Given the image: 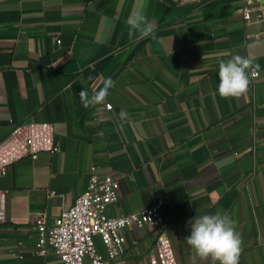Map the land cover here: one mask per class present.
Here are the masks:
<instances>
[{"label": "crops", "instance_id": "0c3cea01", "mask_svg": "<svg viewBox=\"0 0 264 264\" xmlns=\"http://www.w3.org/2000/svg\"><path fill=\"white\" fill-rule=\"evenodd\" d=\"M241 3L0 0V140L13 124L49 121L57 145L0 176V264H62L50 248L35 253L33 217L70 206L91 164L118 177L109 215L162 201L160 226L124 228L127 264H149L159 233L177 264H212L185 237L191 217L218 210L236 222L239 264H264V20L245 21ZM140 7L154 34L136 41L126 18ZM235 56L254 58L247 91L221 97L219 64ZM108 77L106 101L84 107L81 90Z\"/></svg>", "mask_w": 264, "mask_h": 264}, {"label": "built area", "instance_id": "2783aa9c", "mask_svg": "<svg viewBox=\"0 0 264 264\" xmlns=\"http://www.w3.org/2000/svg\"><path fill=\"white\" fill-rule=\"evenodd\" d=\"M245 21L264 20V0H242L240 6ZM249 75L255 78L258 71L250 68ZM110 109L111 103H105ZM57 145L53 125L49 121H29L13 124L8 134L0 140V176L8 167L23 156H35L39 152H55ZM118 177L95 172L89 166L85 188L73 203L60 210L49 220L46 212L34 214L32 229L36 235L35 253L44 255L50 248L62 264H127L121 257L125 245L124 228L136 224L158 227L163 222L159 200L155 204L136 211L109 215L107 208L118 199ZM5 221L4 193L0 190V223ZM98 240L105 247L102 252ZM149 264H177L169 237L159 233L154 250L149 254Z\"/></svg>", "mask_w": 264, "mask_h": 264}, {"label": "clouds", "instance_id": "9594fccd", "mask_svg": "<svg viewBox=\"0 0 264 264\" xmlns=\"http://www.w3.org/2000/svg\"><path fill=\"white\" fill-rule=\"evenodd\" d=\"M130 38L139 41L154 34V25L147 20L143 7L137 8L127 18ZM253 57L235 56L221 61L218 67L217 92L221 97H239L247 91L249 79L247 69L253 64ZM114 81L108 77L91 96L81 90L80 99L84 107L106 101ZM121 118L126 113H119ZM235 221L227 213L216 211L193 216L188 221L189 234L185 237L195 256L211 258L212 264H239L241 240L235 228Z\"/></svg>", "mask_w": 264, "mask_h": 264}]
</instances>
